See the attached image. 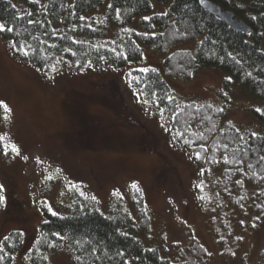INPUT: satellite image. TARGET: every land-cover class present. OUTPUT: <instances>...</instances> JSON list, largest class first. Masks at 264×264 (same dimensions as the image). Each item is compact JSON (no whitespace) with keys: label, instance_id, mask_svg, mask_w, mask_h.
<instances>
[{"label":"rangeland","instance_id":"1","mask_svg":"<svg viewBox=\"0 0 264 264\" xmlns=\"http://www.w3.org/2000/svg\"><path fill=\"white\" fill-rule=\"evenodd\" d=\"M107 29L104 40L116 33ZM165 59L146 48L144 61L125 69L102 66L80 72L67 65L44 75L18 61L0 38V182L5 197L0 247L11 232L24 234L14 264L29 262L45 221L42 209L66 215L75 197L104 214L129 215L145 247L158 249L173 262L184 260L182 254L191 257L195 242L208 254V264L258 260L264 249V219L256 227L251 208L243 212L229 205L216 184L221 170L196 163L178 142L169 119L138 91L133 72L155 68L165 74ZM227 78L219 70H206L191 81L168 83L181 102L223 108L239 129L264 136V125L252 113L262 103ZM136 192L144 199L148 229ZM225 226L232 228L231 235ZM38 264L77 261L63 244L44 253Z\"/></svg>","mask_w":264,"mask_h":264},{"label":"trees","instance_id":"2","mask_svg":"<svg viewBox=\"0 0 264 264\" xmlns=\"http://www.w3.org/2000/svg\"><path fill=\"white\" fill-rule=\"evenodd\" d=\"M210 1L235 13L252 31L237 32L203 9L199 0H110L107 6L104 0H17L19 5L0 0V23L14 29L0 32V38L18 61L44 75L67 65L80 72L102 66L125 69L142 63L146 48L166 56L165 74L155 68L133 72L138 90L143 89V98L169 119L178 142L196 163L221 170L218 190L233 208L243 212L251 208L257 227L264 219V136L239 129L223 108L181 102L168 83L219 70L262 103L261 111L252 113L264 125V0ZM108 27L116 33L104 40ZM16 40L32 46L29 56L12 48ZM186 45L192 48L178 49ZM0 198L2 210L1 182ZM135 202L148 229L140 193L136 192ZM42 212L45 221L39 225L27 264H38L44 253L63 244L73 251L77 264H208L210 260L198 242L187 259L183 254L184 260L164 258L158 249L145 247L132 217L120 211L104 214L80 197L74 198L66 215H54L45 207ZM225 227L231 235L232 228ZM7 237L0 247V264H14L24 246L21 231ZM244 264H264V249L257 261Z\"/></svg>","mask_w":264,"mask_h":264},{"label":"water","instance_id":"3","mask_svg":"<svg viewBox=\"0 0 264 264\" xmlns=\"http://www.w3.org/2000/svg\"><path fill=\"white\" fill-rule=\"evenodd\" d=\"M199 3L203 9L208 11L211 15L220 18L237 32L249 34L252 31L244 21L236 17L235 13L224 11L219 5L210 0H199Z\"/></svg>","mask_w":264,"mask_h":264},{"label":"snow or ice","instance_id":"4","mask_svg":"<svg viewBox=\"0 0 264 264\" xmlns=\"http://www.w3.org/2000/svg\"><path fill=\"white\" fill-rule=\"evenodd\" d=\"M145 19H150V18L145 17ZM5 30L8 31V32H12V31H14L13 28L6 27V25H5L4 23H0V32L5 31ZM145 35H148V33H145ZM12 48H13L14 50H16L18 53H22L23 56H29V55L31 54V50H32V46H31V45H29V44H27V43L21 45V44L19 43L18 40L14 41V42L12 43ZM100 59H104V58H103V57H100ZM53 71H55V66H53ZM227 79L230 80L231 78L228 77ZM138 83H139V82H138ZM138 91H139V92H143L144 90H143V89H140V90H138ZM149 94H151V93H149ZM169 99H171V97H170ZM145 102H147V101H145ZM4 107H5V110H6V111H10L9 109H7V106H4ZM256 111H257V112H260L261 109H260V108H257ZM253 135H255V133H253ZM12 150H13V151H17L15 148H13ZM133 186H135V185H133ZM2 199H3V198H0V201H2ZM54 215H55V213H54ZM4 239L7 240L8 237H5ZM0 259H2V257H0Z\"/></svg>","mask_w":264,"mask_h":264}]
</instances>
